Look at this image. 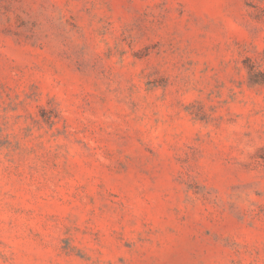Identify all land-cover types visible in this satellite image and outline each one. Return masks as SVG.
I'll list each match as a JSON object with an SVG mask.
<instances>
[{"label":"rangeland","instance_id":"1","mask_svg":"<svg viewBox=\"0 0 264 264\" xmlns=\"http://www.w3.org/2000/svg\"><path fill=\"white\" fill-rule=\"evenodd\" d=\"M0 264H264V0H0Z\"/></svg>","mask_w":264,"mask_h":264}]
</instances>
